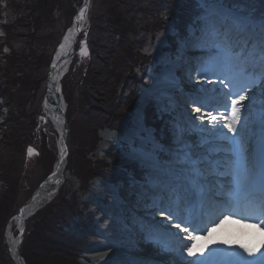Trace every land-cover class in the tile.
<instances>
[{
	"label": "rangeland",
	"instance_id": "374dc122",
	"mask_svg": "<svg viewBox=\"0 0 264 264\" xmlns=\"http://www.w3.org/2000/svg\"><path fill=\"white\" fill-rule=\"evenodd\" d=\"M125 1V0H122ZM245 4L251 5V9L253 11V14L260 15L264 14V4L263 2L259 0H244ZM17 2L19 0H0V31H4L5 34V41H0V63L2 60L6 59L8 60V66L11 69V72L8 73V78L6 79H0V95L2 94V97H0V107H6L4 100L12 99L17 101L15 98L16 95L22 96L26 92L25 91H18L22 88V83L24 80V76L30 75V71H32L31 68H33L34 61L37 63L38 60H35L38 58L39 49L37 47L36 43H33V45H29L26 43V34H23L22 32H19L18 34H13V30L11 26L9 25L13 18H18L19 11L17 10ZM82 0H76L74 2L73 8H74V14L77 13L78 8L81 7ZM16 6V7H15ZM90 11H92V18H89L88 24L84 27V32L80 34V37H77V42L82 41H89L85 44L88 48V55L86 57H79L77 56V59L69 60L67 62L66 71L64 75L62 76L60 80L61 88H63V95H65V98L67 99L68 106L66 111V116L68 120L69 125V133L67 138L68 148L66 152L65 157V174H69L68 179H66L60 186L58 187L57 191L52 195L48 200L44 203L42 209L45 210L48 208V206L56 205V202H59L60 200L64 201L63 205H66L67 208L63 207V214H66L67 211H72L73 215L71 218V223H74L76 220H78L80 217H82V213L80 212H88L91 216H93V225H94V231L88 230L86 233H91L94 235V237L98 236L100 243L99 246L103 247L105 244V240L99 237L98 234L103 224L102 221L99 220L100 212L95 214L94 208L103 207L104 205L108 203H112L110 201H106L103 203H100L98 198L96 197L99 193H96V196L94 197L93 194L88 192L84 186V182H88L89 186L92 187H98L101 189L99 182L93 179H89L91 177L84 175L81 170L87 169L89 170V166L87 164L86 167H82L81 160H88L89 163L94 164L93 160L103 158L106 161L110 162V156H106V153H108V150L111 151L112 156L119 157V155L122 152V147L125 148V150H130V146L133 140H135L136 144L139 145V138L141 129L137 125V121L139 120L144 127L153 130L151 125L148 127L145 125L144 122V114L149 112L150 110H153L150 115H159L162 116V124L160 129L167 128L168 129V137H170L171 142L168 145V149H174L175 144L173 141V128L175 123L178 122H184L182 118H184L183 115L175 114L171 116L170 114H167V111L169 109L163 108L161 105H158L157 102L159 101L163 95L162 94H153L151 96H148L146 99L144 95H148V91L152 89V87L155 85H158V81L162 83L160 79L161 72L157 74L150 73V69L154 66V64L150 67L147 66V60L149 57H151V61L155 59V56L162 57L167 64H169V59L167 55H165L164 51L159 47L165 45L166 37L169 35H173L176 33V30H174V23L172 21H168L167 18H161V21H164V26L162 28V31L158 33L157 31L153 30L154 27L151 22L150 23H140L139 18H141L143 15H139V5L137 4H123L118 3V0L114 2V0H103L101 3H97L96 5L92 4L90 5ZM15 7V8H13ZM7 8L12 9V13L9 16L7 14ZM250 10L246 9V14L253 15L250 13ZM89 11V13H90ZM236 11L241 12L239 9H236ZM114 13H117L118 16L121 14H128L126 23H132L133 25L139 24L137 28L130 31L127 38L128 39H134V40H141L142 44L145 46L136 45L132 50L135 49L134 54L136 53L137 49L142 48L140 52H138V55L135 56L139 59V61L135 60L133 56L131 55V59L127 63H123L120 60L117 62L113 61L110 62L106 59V61L102 60L100 55L98 53L104 52V54H108V56H112V54H109L107 51L103 49L105 48H111L113 45L114 36L109 33L107 30L108 26L111 25V19L114 18ZM244 13V12H242ZM117 16V17H118ZM99 18V20H97ZM108 18V19H107ZM153 18L154 20L156 18ZM158 22V20H157ZM66 26L65 24H63ZM73 25V24H72ZM91 26V27H88ZM71 26V25H70ZM68 27L64 33L66 34V31L70 30L72 28ZM50 30H54V32L57 31V26L54 23L49 27ZM64 29V28H63ZM61 29V32L62 30ZM63 33V34H64ZM153 35H150L152 34ZM15 35H17L15 37ZM1 36V34H0ZM106 38V40H104ZM62 39V38H61ZM90 40L93 42L91 43ZM61 41V40H60ZM105 41V42H104ZM49 41H46L47 43ZM102 42V43H101ZM132 42V41H131ZM167 42V41H166ZM185 42V40H184ZM83 43V42H82ZM148 43V44H147ZM17 44V46H16ZM51 44V43H50ZM147 44V45H145ZM81 45V44H79ZM78 46V43H77ZM114 46V45H113ZM139 47V48H138ZM31 48V49H30ZM78 48V47H77ZM23 49V51L19 52V50ZM28 51H34L35 57L34 60L31 61L32 64H30V60L28 59L27 62L23 60L22 58H18V54L21 53L23 55H26ZM37 53V54H36ZM146 57V58H144ZM109 58V57H108ZM142 59V63L140 61ZM150 61V62H151ZM53 62V61H52ZM99 64L107 70V73L103 71H97L94 67L87 68L86 64L92 65V64ZM123 64L128 65L123 67ZM152 64V63H151ZM136 65H138L136 67ZM157 65V63H156ZM90 69V70H89ZM134 69H136L134 71ZM164 69V68H163ZM20 70V71H19ZM122 70L121 73L125 74L124 76L119 77L118 79L113 78L112 76H116V71ZM159 70V69H157ZM161 70V69H160ZM125 71V73H124ZM134 71L135 73H138L136 75H131V72ZM9 72V69L8 71ZM90 72L92 75L90 74ZM106 74L108 76H106ZM122 74V75H123ZM149 74V76H148ZM197 75V71H193L190 73V75ZM113 79H111L110 77ZM139 77V78H138ZM73 78L81 79L79 85H74L71 81ZM185 75L181 74V76H178L177 79H184ZM116 81H115V80ZM13 81V82H10ZM73 85H72V84ZM115 83L119 85H114ZM165 86V85H164ZM64 87L66 89L73 88V94L70 96L67 93L64 92ZM162 88V87H161ZM175 88L173 85H166L165 89L167 92H170V89ZM187 91L193 90L191 86L186 85L185 86ZM7 89H9V93H7ZM187 93H180L178 94V100L176 101H185L187 99L186 96ZM10 96V97H9ZM73 97L74 100H71L70 97ZM185 96V97H183ZM185 98V99H184ZM43 99V98H42ZM41 99V101H42ZM71 102V105L69 106V103ZM34 102H29L30 105H32ZM15 107H10V110H15L20 112L21 108H24L22 105H18L16 102H14ZM36 108L37 106L35 103L33 104ZM178 106H181L182 108H186V106H190V104H179ZM175 106V109L178 107ZM169 107V106H168ZM5 110V108L0 109V112ZM170 107V111H171ZM177 110V109H176ZM190 111L187 112V115H189ZM46 114V113H45ZM42 112L36 115V125L34 127V132L30 133L29 138L25 142L26 145L32 147L36 152L37 155H32L28 160L25 158V153L23 152V149H7V141H4L0 135V201L3 203V200H15L17 203H15V209L19 208L21 205H23L26 202V196L29 192H27L30 188V191H37L39 187L44 185L46 183V180L50 177L51 174H53L55 165L58 160V146H57V140L58 135L54 133V135L51 133L50 124L49 121L46 119V115ZM183 114V113H182ZM195 116L201 115L200 113H194ZM44 117V119L42 118ZM161 118V117H160ZM126 119L128 120V125H130V128L122 125L118 126V123L122 120ZM0 120H3V118ZM76 121V123L74 122ZM108 122V124H106ZM205 122V121H204ZM153 125L155 123H152ZM25 122L23 123V127L25 126ZM78 125V127H77ZM167 125V127H166ZM83 126L86 128L85 130V141H82L81 136L84 135ZM107 127L109 130H104V128ZM54 132V131H53ZM15 134H21L20 130H15ZM22 135V134H21ZM96 135V142H88L91 144H94L93 149L89 147L87 149V154L84 153L81 154V143L87 142L89 138H92ZM132 137L133 139H130ZM98 138V139H97ZM109 145H114L116 148L120 149H114L111 150L108 149ZM158 145V144H157ZM16 147V145H15ZM161 148V146H160ZM86 150V149H85ZM91 150V151H90ZM166 158H170V153H167L164 149ZM169 151V150H168ZM174 155V153H172ZM126 157L131 159V155L128 153ZM86 158V159H85ZM121 159V158H119ZM25 160V161H24ZM68 160V163H67ZM29 161V162H27ZM7 163V172H8V179L7 181H10L9 184L13 186V184H16L18 187V190L10 191V186L7 185V183L3 180V169L4 164ZM111 165V164H109ZM105 166L104 164L96 163L95 167H97V171L102 168V171L109 172L110 167L112 166ZM115 169H120L118 165H114ZM113 166V167H114ZM75 167H78L75 172L72 171ZM80 167V170H79ZM138 167L141 171H145L144 177L145 181H147V173L145 170V167L142 163H138ZM109 168V169H108ZM132 171L130 173H127V176H133L134 168H131ZM135 169H137L135 167ZM79 171L81 173V177L79 175ZM119 173V172H118ZM119 177L118 174L115 172V177ZM89 179V180H88ZM84 181V182H83ZM1 182H4L8 186V190L3 189V186H1ZM45 182V183H44ZM44 183V184H43ZM95 184L97 186H95ZM136 185V183H135ZM134 183L130 184V187H133ZM23 188L26 189L23 191ZM117 187L110 188L112 191L116 190ZM105 191V190H104ZM88 192V193H87ZM102 192V189H101ZM106 192V191H105ZM104 193V192H103ZM113 194L115 195V192L113 191ZM31 195V194H30ZM100 199L102 198L99 194ZM113 200L119 205L121 201H119L115 196H113ZM131 203L130 207L133 208L136 206V203L139 201H132L129 199ZM5 203V202H4ZM140 204V202L138 203ZM121 205V204H120ZM123 205V203H122ZM73 207V208H70ZM70 208V209H69ZM42 210V211H43ZM40 211V210H39ZM38 212H35L30 218H28L25 221V230L24 234L27 238L26 242H23L20 248V251L24 249V253L21 252L25 260L29 261L26 264H41L40 259L37 257V250L35 243H32V239L30 236V232L32 230V227H35L39 224V221L36 222L35 215ZM10 212H13L14 209ZM55 214H57V211H55ZM0 215H5V217L10 216V213L4 212ZM66 215H63L60 217L59 220L64 219ZM11 218V217H10ZM9 218V219H10ZM136 218V217H135ZM134 224L138 223V219L133 218ZM36 222V223H35ZM159 223V222H158ZM4 224V222H3ZM138 228L139 226H137ZM72 226V225H71ZM135 231V227L133 228L132 232ZM71 234L74 236L69 237L68 243L72 246L74 244L75 239L76 240H83L82 238H78L80 236H76L71 231ZM69 234L68 236H72ZM3 241L1 247L6 248V251L8 252V235L10 239L13 241L18 235V226L15 222L9 223L6 222L5 225H3ZM86 235V234H85ZM89 236L90 237H92ZM68 236H65V238L68 239ZM146 239L141 238L138 242L142 243L145 242ZM80 242H78L79 245ZM153 244V242H151ZM79 250L78 253L84 252L82 251L83 244L80 243L78 246ZM90 251L93 252L89 254L90 256H93L101 249L100 247L93 246ZM2 248V251H3ZM98 248V249H97ZM125 251V250H124ZM128 254L130 252H127ZM9 254V253H8ZM132 255V254H131ZM130 255V256H131ZM88 256V255H87ZM87 256H83L86 258ZM73 257V256H71ZM83 257L77 258L73 257L72 264L78 263V264H89V262ZM76 259V260H75ZM152 259V258H150ZM184 259H187L186 257ZM190 259V257H188ZM78 260V261H77ZM25 261V262H27ZM0 264H14L13 262H8L6 259L0 258ZM69 264V263H68Z\"/></svg>",
	"mask_w": 264,
	"mask_h": 264
},
{
	"label": "snow or ice",
	"instance_id": "6c2138e0",
	"mask_svg": "<svg viewBox=\"0 0 264 264\" xmlns=\"http://www.w3.org/2000/svg\"><path fill=\"white\" fill-rule=\"evenodd\" d=\"M237 2L189 0L193 8L185 42L207 53L196 71L213 87L193 89L192 111L201 115L193 117L189 113L186 121L175 123L172 137L175 148L169 149V165L180 177L192 178L194 194H180L179 190L180 203L186 202L185 206L189 207L195 199L201 209H224L221 213L224 219L237 214L241 219L254 221L252 226L259 228L264 225V14L238 12L231 7ZM88 7L89 0H85L75 18L77 22L86 19ZM72 36L70 29L56 59L65 53ZM79 54L82 57L88 55L85 43L81 44ZM52 68H56V60L52 62ZM52 87L50 84L49 89ZM55 91H60L59 86ZM257 100L259 119L253 113ZM205 119L207 123H204ZM137 125L141 129V142L137 145L133 140L129 154L146 165L152 174L161 167L157 149L146 146L154 143V137L139 120ZM27 151L32 155L31 148ZM66 151V148L61 150V160ZM160 211L167 215L155 228L148 229L147 238L159 235L156 229L160 225H164L168 237L174 238L173 232L168 231L169 225L174 226L187 235L174 239L173 247L166 244L161 247L166 251H178L179 264H202L199 257L194 260L184 257L196 255L198 236L194 233L206 232L208 238L212 237L216 231L212 227L215 221L209 219L206 224L198 223L195 213L181 218L171 210V205L161 207ZM23 231L21 228V235ZM184 240L192 243L189 245ZM222 243L229 242L224 240ZM240 248L242 251L227 253L230 257L227 264H264V251L245 245Z\"/></svg>",
	"mask_w": 264,
	"mask_h": 264
},
{
	"label": "bare ground",
	"instance_id": "6f19581e",
	"mask_svg": "<svg viewBox=\"0 0 264 264\" xmlns=\"http://www.w3.org/2000/svg\"><path fill=\"white\" fill-rule=\"evenodd\" d=\"M261 2H263L264 4V0H259ZM123 2L125 4H137V5H141L139 10V15H143L141 18H139V22L142 23H150L152 22L151 25H153L154 29H157V31H162V28L164 25H160L159 21L157 22V20H154L153 18H149V17H154V16H150L148 15L147 11L149 10V3H146V0H118V3L123 4ZM167 3L170 6L169 9V14L168 16L171 18H177L179 17L182 13H180L179 11V7L178 5L175 6V2H171V1H167ZM91 2L89 1V7L88 9H90ZM83 7V4L81 7L78 8V11L76 14H74L73 16L76 18V16L79 13V9ZM232 8H236L239 9L241 12L247 13V11H245L246 9L250 10L251 9V5L249 4H245L244 0H238L237 3H234L231 5ZM1 11V10H0ZM90 10L87 11V16L86 19L82 22H77L76 19L74 20V23L72 25V32H73V36L70 42L69 47L66 48L65 53L62 54L60 56L59 59H56V54L57 51L59 50V47L62 43H64V37L68 35L69 30L66 31V34H62L60 39L61 41H59L58 46L55 48L54 52H52V56H51V61L49 64V67L47 69H43V72L46 74V76L50 77V81H49V85H53L52 90L47 89V93H45L44 91L42 92V96L40 97L41 99L45 97L44 99V107H45V113H46V119L49 121L50 124V129H51V133L54 135V133H56L57 135L62 132L63 127L65 126V122H63V114H66L67 111V102L63 96V93L61 91H63V88H61L60 84V80L62 78V76L64 75L65 71H66V66H67V62L69 60H73V59H77V56H80V46L79 44H82V42L84 43H88L89 41H82V42H77V37H80V34L82 32H84V27L86 24H88L89 18H92V11ZM250 13L253 14V11L250 10ZM128 14H120L118 16L117 13H114V18L111 19V25L108 26L107 29L112 30L113 34H118L115 37H113L115 40L113 42V45L111 46V48H105L103 47V49L105 51H107L109 54H112V56H108V54H104V52H100L98 53L100 55V57L102 58V60L106 61V59L110 62H117L118 60H122L125 59L127 57V52H134L135 49L132 51L131 48H134V46H136L137 44L141 46H144L142 44V41H144V39L141 40H134V39H128L127 36L130 33V31L134 30L135 28L139 27L137 24L136 26L133 25L132 23H126V17ZM118 16V17H117ZM108 19V18H107ZM99 20V18L97 19ZM86 23V24H85ZM188 23L186 22V26L184 28V32L183 34H179V33H175L173 35H169L168 37H166L165 40V45L160 46L159 47L164 51L165 55H169L171 52L174 51H178L179 55H182V64H183V70L185 69L186 72H182L184 73V75L186 76L184 79H177V78H171L172 77V73L175 69V65L174 63L172 64H167V62H165V60L162 57L159 56H155V59H153L151 61V57H149L148 59V63L152 66L154 64V66L152 67V69H150V73L152 74H157V72L159 70L157 69H163L160 70L159 72H161L160 75V79L163 85L166 84H171L173 86H181L184 87L188 85L191 86L193 89H197L200 88L201 86L206 87V88H210L213 87V85L211 84H207L205 82V77L204 76H198L197 79H195L194 77L190 76L188 77L189 73L196 71V69L198 68L200 62L202 60H204L207 56V53L203 50H201V52H196L193 51L192 48H188L189 45L186 44V42H184V40H186V37L188 35ZM119 26L121 27L123 30H125V32L127 33L126 37L124 36V34H120L118 31H115L113 29V26ZM88 27H91L88 25ZM1 30V29H0ZM175 30V29H174ZM186 31V36L184 35ZM0 41H5V34L4 31H0ZM150 35H153L150 34ZM180 37V38H179ZM170 40L168 43L166 42L167 40ZM106 40V38L104 39ZM132 41V42H131ZM91 43H93L90 40ZM105 42V41H104ZM146 43V41H144ZM26 43H28V41H26ZM78 43V46H77ZM102 43V42H101ZM148 44V43H147ZM145 44V45H147ZM33 45V44H32ZM31 45V46H32ZM17 46V44H16ZM78 47V48H77ZM138 47V48H139ZM145 48V46H144ZM142 48H140L141 50ZM171 50V51H170ZM23 51V49L19 50V52ZM18 57L22 58L23 60L27 61L28 59L30 60V64L32 60H34L35 57V53L34 51H28V53L26 55H23L21 53L18 54ZM86 57V56H83ZM109 57V58H108ZM179 57V56H178ZM133 58L137 61H139V59L135 56H133ZM131 59V58H128ZM56 60V68L53 69L52 68V61ZM141 63L143 62L142 59H140ZM151 61V62H150ZM152 63V64H151ZM157 63V65H156ZM51 65V67H50ZM102 65V64H101ZM99 64H92V65H88L86 64L87 68H91L94 67L97 71H103L105 73H107V70L104 69L102 66ZM138 65H136L137 67ZM124 67V65H123ZM139 67V66H138ZM126 68H128L126 66ZM90 70V69H89ZM136 69H134L135 71ZM134 71L131 72V75H136L138 73H135ZM122 70L116 71V76H124L126 73L124 71L125 74L121 73ZM49 74V75H48ZM90 74H92L90 72ZM123 74V75H122ZM95 75V72L94 74ZM106 76H108L106 74ZM115 76V77H116ZM149 76V74H148ZM114 77V76H112ZM112 77H110L112 79ZM150 77V76H149ZM212 79H215V77H212ZM80 78L76 79L73 78V80L71 81L74 85H79L80 84ZM71 83V84H72ZM72 84V85H73ZM48 85V88H49ZM59 86L60 91L57 92L55 91V87ZM227 89H225L226 91ZM20 91H24L23 88H21ZM64 92L67 93L68 95H72L73 94V88H70L69 90L66 89L64 87ZM170 92L173 93L171 95H174V93L176 92V90L170 89ZM193 92V91H192ZM192 92L190 94L189 97H191ZM35 93L38 94L37 90H35ZM40 93V90H39ZM148 95H144L145 99L148 96H151L153 94H162L163 96L166 95L165 91L163 89L160 88V86H153L152 89H150L148 91ZM41 94V93H40ZM165 100V99H164ZM188 105L190 104V106H186V108H182L181 110V106H178L176 109L172 110V111H168L169 114L171 116L175 115V114H180V113H187L189 111H192L193 109V105L190 103V98H188ZM71 102L69 103V106L71 105ZM167 102L164 101L165 105ZM176 102V101H175ZM158 105H161V103H158ZM258 108H259V100L256 101V108L253 109V113L256 116L257 119H259V112H258ZM168 109L170 110V107H168ZM223 110V109H221ZM4 112V111H3ZM190 114L193 116V112H190ZM189 116V115H188ZM188 118V117H187ZM44 119V118H43ZM1 121V120H0ZM204 123H207V120H204ZM197 123H200V121H197ZM161 125L157 126V127H152V136L154 137V143L152 145H146L148 147H152L157 149L158 151V155H159V164L161 165V167L157 170L154 171L152 174H149V170L148 167L146 165H144L146 173H147V181H145V171H141L139 169L138 166H136V170L137 172H139L140 174H138L137 176H135L136 174L133 173V176H127L126 178H124V183H122L119 179H117L116 181H111L109 188L107 189V184L104 180V176L101 175L100 177H96L93 178V180H96L97 182H99V185L102 189L98 188V187H92L89 186L88 182H84V186L86 188V190L88 192H90L91 194H93V196H96V193H99L101 195V199L99 197V194L96 196L98 198V200L100 201V203L106 202V201H110L112 203H108L106 205H104L103 207H99V208H94V212L95 214L100 212V216H99V220L103 222L99 233V237L102 238L103 240H105V244L103 245V247L99 246L100 240L99 238H97L98 236L94 237V235H92L91 233H86L88 230L94 231V225H93V216H91L88 212H80L82 213V217H80L78 220H76L74 223H71L72 226H70V230L73 232V234H75L76 236H80L78 238H82V243H83V247H82V251L81 253L77 254V258L83 257V256H87L86 258L83 257V259L87 260L89 262V264H179L180 261V257H179V252L175 251V252H165V251H159L156 247V245L149 243V241L153 240L155 242H158L160 237H162V235H160L161 233H159V235H154L151 238H147L148 237V229L150 228L149 225L144 224V226L146 227L145 229L138 227L133 233L132 230L133 228L136 226V224H134L135 221H133V218L136 219L135 217L137 216V214H152V211L150 209H155L158 211H160L161 207H169V205H171V210L174 211L173 208V202L172 199H176L178 200L180 197L179 195V190L180 194H192L191 187H185V184L188 180H190V177H180L179 175H177L175 173V170L171 168V166L169 165V159H165L166 158V154L165 151H159L160 146L161 148L165 149L167 153H169V149H168V145L171 142L170 137H168V127L166 125L167 128L164 129H160ZM66 130L69 131V126L66 125ZM54 131V132H53ZM226 131V129H225ZM258 129H257V134H258ZM14 138L18 141H22L24 140V137L20 134H14ZM98 139V138H97ZM130 139H133L132 137H130ZM135 139H139V144L141 142L140 137L139 138H135ZM19 143V142H18ZM158 144V145H157ZM66 145V150L68 148V143L66 141V137L64 139H62V136H60V139L58 138L57 140V146H58V160L57 163L55 165L56 170L55 176H51V179H48V181L43 185V187H39L36 193H32L30 191V189L27 191L29 192L28 195L26 196V202H28L27 206L23 209V213L21 214V218L25 221L28 217L32 216L35 212H37V210H40L41 206L47 201L48 198H50L52 195H54V193L57 191L58 187L60 186V184H62L66 179H68L69 174H65L64 173V169H65V157L66 155H64L63 160H61V150L65 149ZM28 148H31L35 153L32 155H37V152L30 146L26 145V144H22V149L23 152L25 153V158L28 160L32 155L28 154ZM110 148H116L114 145H109L108 149ZM118 149V148H117ZM121 149V147H120ZM67 152V151H66ZM106 156H110V157H114L111 154V151L108 150V153H106ZM109 157V158H110ZM86 159V158H85ZM25 161V160H24ZM81 164L83 165L82 167H84V165L87 164H91L88 162V160H81ZM29 162V161H27ZM94 164L92 165H96V163H100V164H104L105 166H108L109 164H114L118 163L117 161L114 160V158H112V160L106 161L103 158H100L98 160L94 159L93 160ZM68 163V160H67ZM141 163L138 159H135L133 156H131V159L128 157H121L120 162L118 163V165H120V169L121 170H126V169H131L133 167L134 164H138ZM3 169L5 171H3L2 173V177L5 183H7L8 179V172H7V163L4 164ZM78 167H75L72 171L70 172H75V170H77ZM80 170V167H79ZM130 173V172H129ZM79 175L81 177V173L79 171ZM68 176V177H67ZM58 181V183L56 182ZM139 181H145L144 184H140V187H144V189H148L151 194L153 193L154 196H152L150 199L148 198H144V199H138L135 195V190L137 188V184ZM175 181V182H173ZM183 181V182H182ZM1 182V186H3V189L8 190V186L4 183ZM172 182L175 183L174 185H172ZM215 181H208L207 183H213ZM134 183L133 187H130V184ZM136 183V185H135ZM180 183H184L179 187ZM95 186H97L95 184ZM117 191L113 190L115 192V194L120 195L122 191H129L135 198L136 201H139L140 204L136 203V206H134L133 208L130 207L132 202L129 201H125V203H123L122 205V201L119 199V197H117V199L119 201H121L119 203V205L113 200V196L112 193L113 191L110 189L111 187H117ZM178 186V188L176 187ZM139 187V188H140ZM26 189L23 188V191H25ZM106 192H105V191ZM87 192V193H88ZM104 192V193H103ZM158 193V194H157ZM31 194V195H30ZM46 200V201H45ZM5 203L6 201L3 200ZM9 201V200H7ZM121 204V205H120ZM150 210L148 212V210ZM147 210V211H146ZM139 218H143V216H137V219L139 220ZM153 218V217H151ZM153 221H151V223H155L157 224V222L152 219ZM175 228V227H173ZM172 228V229H173ZM176 229V228H175ZM237 229H239L240 232L244 231V232H248L249 231H253L254 228L253 227H245V226H241L238 224H223L216 235H214L211 238H208L207 240H205L207 237H204L202 241L198 242L196 241V255L193 257H190V260H194L196 258H201L202 259V264H227V262H225V260H229L230 257L228 255H226V251L228 249H231V247L235 246L236 244H238L239 242H237V239L235 238L234 235H236L237 233ZM32 232V230H31ZM30 232V233H31ZM86 234V235H85ZM92 235V237L89 238V236ZM227 237V241L229 242L228 244H224L222 243V241H224V238ZM143 238V239H147V241L139 243L138 241ZM165 240L167 242H174L175 243V238H171L168 237L167 235H165ZM7 239L9 240L11 247H14L16 244V241L13 242L9 235L7 237ZM88 239V240H87ZM205 240V241H204ZM27 238L25 237V234H22V240L20 239L19 244L26 242ZM184 243L187 244H191L192 242H189L187 240H184ZM212 244H214V248H210L212 247ZM153 245V246H152ZM93 246V248L95 247H100L101 249H99V251H97V253L93 256L89 257V254L92 253L93 249L90 251L89 249H91ZM174 246V244L172 245V247ZM159 248V247H158ZM96 249V248H95ZM98 249V248H97ZM125 250V251H124ZM127 252H130L129 254ZM132 254V255H131ZM203 254V255H201ZM131 255V256H130ZM18 256L23 260V264H26V260L23 257V255L21 253H18ZM206 256L207 259H203V257ZM187 259L188 257L185 256ZM184 257V258H185ZM152 258V259H150ZM5 259L8 262H13L14 263V258L12 256V254H8ZM185 259V260H187Z\"/></svg>",
	"mask_w": 264,
	"mask_h": 264
},
{
	"label": "trees",
	"instance_id": "16d2710c",
	"mask_svg": "<svg viewBox=\"0 0 264 264\" xmlns=\"http://www.w3.org/2000/svg\"><path fill=\"white\" fill-rule=\"evenodd\" d=\"M76 0H19L17 2V10L18 18H13L12 22L9 24L13 30V34H18L19 32H22L23 34H26L25 41H28L29 45H32L33 43L37 44V47L39 49L38 58L35 60H38L37 63L34 61L32 71H30V75L24 76V80L22 83V88L26 92L22 96L16 95L14 98H10L8 100H4L6 107H0V109L5 108L4 112H0V118L3 120L0 121V135L4 141H7V149H22V144H26L25 142L29 138L30 133L32 131L34 132V127L36 125V115L40 113V104H41V96L42 92L44 91V82L46 78V74L43 72V69H47L49 67L52 52H54L55 48L58 46L59 41L61 39V35L64 33V31L70 26L72 17L74 15V2ZM103 0H91V3L96 5L97 3H101ZM117 0H114L116 2ZM146 3H149V10L147 11L148 15L150 16H156L157 20L160 22L159 24H163L164 21H161V18H169L168 14L170 6L167 3V1L175 2V6L178 5V9L180 13H182L178 19V31L179 34H182L184 32L185 24L186 22H189L190 16H191V4L189 3V0H146ZM141 6V5H139ZM16 7V6H15ZM13 7V8H15ZM140 8V7H139ZM12 13V9L7 8V14L10 16ZM156 20V19H155ZM57 26V31L54 32V30H50L49 27L54 23ZM65 24L66 26H64ZM113 26V25H112ZM64 28V29H63ZM61 29L62 32H61ZM113 29L115 31H118L121 35L124 34L126 37L127 33L125 30H123L121 27L113 26ZM157 31V29H153ZM111 34L113 33L112 30H107ZM114 37L118 34H112ZM17 35H15L16 37ZM119 36V35H118ZM3 41V40H2ZM46 41H49L45 43ZM51 43V44H50ZM137 47V46H136ZM31 49V48H30ZM132 49V48H131ZM133 51V50H132ZM135 52V51H134ZM134 52H127V57L125 59H122L121 62L127 63L129 65L130 59L132 56H137V53L134 54ZM37 54V53H36ZM20 58V57H18ZM27 64L28 62L25 61ZM125 65V64H123ZM9 69V72H7ZM20 71V70H19ZM11 72L10 67L8 66V60L4 59L0 63V79H6L8 78V73ZM110 77V76H109ZM115 79H118V76L113 77ZM112 78V79H113ZM114 79V80H115ZM116 81V80H115ZM13 82V81H10ZM114 85H119L115 83ZM35 90H37L38 94L35 93ZM40 90V93H39ZM23 92V91H22ZM7 93H9V89H7ZM24 93V92H23ZM2 97V94L0 95ZM10 97V96H9ZM33 101L36 108L34 107V103L32 105L29 104V102ZM14 102H16L18 105L24 106V108H21L20 112L15 110H10V107H15ZM25 122V126L23 127V123ZM76 123V121H74ZM77 124V123H76ZM108 124V122H106ZM128 126V120L122 119L118 126ZM78 127V125H77ZM107 128V127H105ZM15 130H20V133L24 137V140L18 141L14 138ZM85 130L86 128L83 126L84 135L81 136L82 141H85ZM19 142V143H18ZM88 142H96V135L92 138H89L87 142L81 143V154H87V149L90 147L91 150L94 147V144L88 143ZM1 145V143H0ZM16 145V147H15ZM86 149V150H85ZM90 150V151H91ZM123 155L120 154L119 157H110V160L114 158L115 161L118 163L120 162V159ZM118 163H115L118 165ZM87 165H84L86 167ZM89 170L84 169L81 170V172L93 178H98L101 175L104 176L105 182H111L116 181L119 179L122 183H124V178H126V174L131 172L132 169H115L116 167L111 164L109 166L110 170L109 172H103L102 168L97 171V167L95 165L88 164ZM114 166V167H113ZM120 167V165H118ZM135 176L140 174L135 169V166H133ZM109 169V168H108ZM116 174L119 175V177H115ZM119 172V173H118ZM88 179V180H89ZM11 188L10 191L18 190V187L16 184L10 185ZM30 189V188H29ZM6 203H1L0 201V214L4 212L10 213V216H7L4 218L5 215H0V244L2 245L3 241V225H5L6 222H8L9 218L12 217L16 210L15 209V203H17L15 200H9L5 199ZM64 201L60 200L59 202H56V205L48 206L45 210H43L41 213H39L35 218L36 222L39 221V224L35 227H32V232L30 233L32 243H35L37 250V257L40 259L41 264H72L73 257H77L79 245L82 243V240H76L74 241V244L72 246L68 243L69 237L74 236L71 234L70 226H71V218H72V211H67L66 214H63V207L67 208L66 205H63ZM73 208V207H70ZM69 208V209H70ZM14 209L13 212H10ZM55 211H57V214H55ZM63 215H66L64 219H60ZM4 222V224H3ZM35 222V223H36ZM71 234L72 236H68ZM65 236H68V239L65 238ZM88 240V239H87ZM78 242L79 245H78ZM83 244V243H82ZM84 246V245H83ZM2 248L0 246V258L5 260V257L8 255V252L6 251V248ZM24 253V249L20 251V253ZM73 256V257H71ZM76 260V259H75ZM27 261V259H26ZM78 261V260H77ZM27 261L26 263H28ZM30 264V263H29ZM73 264H78L74 263Z\"/></svg>",
	"mask_w": 264,
	"mask_h": 264
},
{
	"label": "water",
	"instance_id": "95a60500",
	"mask_svg": "<svg viewBox=\"0 0 264 264\" xmlns=\"http://www.w3.org/2000/svg\"><path fill=\"white\" fill-rule=\"evenodd\" d=\"M84 3H85V0H83V6H84ZM74 20H75V17H74V19H73V23H74ZM71 29H72V28H71ZM49 81H50V77H48V80H47V89H49V88H48ZM46 93H47V92H46ZM43 106H44V102H43ZM63 116H64V114H63ZM62 118H63V122H66V121H65V117H62ZM65 134H66V124H65V126L63 127L62 132L60 133V136H62V139L65 138ZM64 148H66V145H65ZM32 153L34 154L35 152L33 151ZM65 155H66V154H65ZM55 170H56V167H55V169H54V172H55ZM51 176H52V175H51ZM27 205H28V204L26 203L25 206H24L22 209H24ZM15 219H19L20 224L23 225V222H22L23 219L21 218V209H20V210L18 211V213L16 214ZM20 239H21V234H20V237L18 238V240H17V242H16V244H15L13 250H12V256H13V258H14L16 264H23V261H22V259L18 256V252H17V249H18V246H19Z\"/></svg>",
	"mask_w": 264,
	"mask_h": 264
}]
</instances>
